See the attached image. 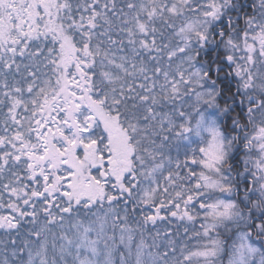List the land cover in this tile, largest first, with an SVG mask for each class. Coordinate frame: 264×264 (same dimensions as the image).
<instances>
[{"label": "snow or ice", "instance_id": "snow-or-ice-1", "mask_svg": "<svg viewBox=\"0 0 264 264\" xmlns=\"http://www.w3.org/2000/svg\"><path fill=\"white\" fill-rule=\"evenodd\" d=\"M0 264H264V0H0Z\"/></svg>", "mask_w": 264, "mask_h": 264}, {"label": "rangeland", "instance_id": "rangeland-1", "mask_svg": "<svg viewBox=\"0 0 264 264\" xmlns=\"http://www.w3.org/2000/svg\"><path fill=\"white\" fill-rule=\"evenodd\" d=\"M225 260H226V257H225Z\"/></svg>", "mask_w": 264, "mask_h": 264}, {"label": "trees", "instance_id": "trees-1", "mask_svg": "<svg viewBox=\"0 0 264 264\" xmlns=\"http://www.w3.org/2000/svg\"><path fill=\"white\" fill-rule=\"evenodd\" d=\"M182 230V229H181Z\"/></svg>", "mask_w": 264, "mask_h": 264}]
</instances>
